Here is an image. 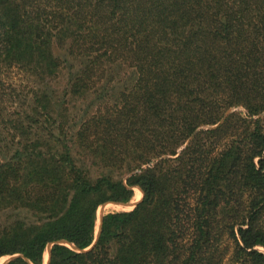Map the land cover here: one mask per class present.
Returning <instances> with one entry per match:
<instances>
[{"label":"trees","instance_id":"1","mask_svg":"<svg viewBox=\"0 0 264 264\" xmlns=\"http://www.w3.org/2000/svg\"><path fill=\"white\" fill-rule=\"evenodd\" d=\"M6 72L34 86L0 146L5 264H264V0H0Z\"/></svg>","mask_w":264,"mask_h":264},{"label":"rangeland","instance_id":"2","mask_svg":"<svg viewBox=\"0 0 264 264\" xmlns=\"http://www.w3.org/2000/svg\"><path fill=\"white\" fill-rule=\"evenodd\" d=\"M54 52L56 54H63V49L55 48ZM71 61V60H70ZM72 62V61H71ZM74 62V61H73ZM74 64V63H73ZM74 76V66L70 67L67 66L61 70L58 74V78L51 81L47 84V94H51L55 96V99L58 100H66L63 104L55 106L56 112H59V116L57 114H50L49 117L51 118L50 122L54 120L56 123H60L64 125L65 130L64 134L61 135L64 141L69 142L71 144L74 142V128L76 121H79V114L78 107L86 103L82 100H74V96L67 95L65 98L60 97L65 93V90H68V84L71 77ZM34 84L32 83L31 79H29L26 73H12L6 72L3 75V80L0 81V146H4L5 142L12 140V135L14 134V126L21 125L24 127H28V116H27V106L29 103V97L33 90ZM57 95V96H56ZM235 109L242 110V108H233L228 111L231 112ZM77 117L74 118V116ZM47 116L44 115L40 117L41 120L46 119ZM56 118V119H53ZM75 122V123H74ZM45 126H47V121H45ZM44 132H42V137L44 136ZM13 144V142H11ZM11 146V145H10ZM74 148V143H73ZM45 148V147H44ZM133 196L131 199L122 204H115L111 202L103 203L98 206L96 209V222H95V234L97 233V221L99 220L100 216L103 214L110 212V211H125L130 210L134 207L140 196L139 190L136 186H133ZM109 204V205H108ZM110 204L113 206H110ZM117 205V206H116ZM94 234V235H95ZM95 239V237H94ZM66 245L72 247L70 244L66 243ZM51 244H48L46 249L43 252L42 256V264H46L48 251ZM261 249V248H260ZM16 255V254H15ZM12 255H4L0 258V264H4L7 260H10Z\"/></svg>","mask_w":264,"mask_h":264},{"label":"water","instance_id":"3","mask_svg":"<svg viewBox=\"0 0 264 264\" xmlns=\"http://www.w3.org/2000/svg\"><path fill=\"white\" fill-rule=\"evenodd\" d=\"M134 205H135V204H134ZM101 217H102V216H100V218H99V229H98L97 233L95 234V239H94L93 243H95L96 238H97V236H98V234H99L100 223H101ZM93 243H92L89 247L85 248V249L82 250V251L88 250V249L93 245ZM48 254H49V251H48ZM14 256H16V255H12L11 258H13ZM11 258H10V259H11ZM7 261H8V260H7ZM7 261H6V262H7ZM6 262H5V263H6ZM5 263H4V264H5Z\"/></svg>","mask_w":264,"mask_h":264},{"label":"bare ground","instance_id":"4","mask_svg":"<svg viewBox=\"0 0 264 264\" xmlns=\"http://www.w3.org/2000/svg\"><path fill=\"white\" fill-rule=\"evenodd\" d=\"M98 229H99V220L97 221V231H98Z\"/></svg>","mask_w":264,"mask_h":264}]
</instances>
